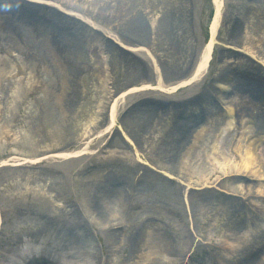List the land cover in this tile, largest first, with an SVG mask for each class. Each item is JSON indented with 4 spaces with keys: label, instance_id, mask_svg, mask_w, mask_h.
<instances>
[{
    "label": "rangeland",
    "instance_id": "rangeland-1",
    "mask_svg": "<svg viewBox=\"0 0 264 264\" xmlns=\"http://www.w3.org/2000/svg\"><path fill=\"white\" fill-rule=\"evenodd\" d=\"M39 1L50 7L32 0H0V23L32 18L71 26L82 35L91 33L81 64L86 69L81 78L87 83L80 81L82 94L79 90L75 110L66 112L61 125L32 131V124L37 123L31 122L37 118L35 109L44 103L62 106L66 97L56 99L53 91H47L50 74L46 65L25 59V49H0V263L30 224L42 221L28 218L35 213L32 208L57 206L69 211L83 205L85 197L94 192L108 200L107 208L122 212L120 223H116L121 236L117 246L112 244L109 264H127L124 258L142 237L158 243L160 228L168 239L179 241L181 222L168 211L151 209L149 195L141 194L142 187L150 193L154 178L161 174L178 183L179 193L184 191L189 206L194 207L193 217L188 212L189 220L186 218L187 245L190 251L199 245L182 263L181 256L172 263L173 256L164 255L169 262L163 264H196L200 258H212L214 264H264V139L256 143L252 158L243 153L256 139L251 133L259 131L257 116H264V104L244 98L239 90L218 89L237 76L242 82L257 80L264 85V0H220L217 44L205 74L170 92L163 88L191 75L207 41L211 0ZM2 29L0 25V44L6 41ZM143 84H160L162 88L119 97ZM189 101L197 104L190 106ZM113 103L114 121L110 124L109 106ZM212 118L231 120L227 138L224 134L219 144H225V150L233 142L228 163L244 179L234 185L236 194L228 197L232 203L229 212L216 210L218 198L227 192L220 180L226 173L206 176L196 170L188 172V177L159 168L155 162L157 148L176 123L185 128L182 125L192 120L202 128L211 125ZM138 126L142 131L139 137ZM235 144H240V151ZM31 151L42 159L15 166L22 158H35ZM74 152L78 155L57 156ZM244 158L252 163L241 168ZM218 163L220 170L224 163ZM53 185L62 188L57 192ZM49 195L57 202L55 206L46 203ZM167 203L173 205L169 198ZM230 222L246 230V236L237 238ZM92 226L87 244L95 251L96 260L102 261L108 231ZM178 244L186 247L183 241ZM139 251L140 257L132 258L134 264H149L147 249L142 246ZM13 260L11 257L9 264H15Z\"/></svg>",
    "mask_w": 264,
    "mask_h": 264
},
{
    "label": "bare ground",
    "instance_id": "bare-ground-1",
    "mask_svg": "<svg viewBox=\"0 0 264 264\" xmlns=\"http://www.w3.org/2000/svg\"><path fill=\"white\" fill-rule=\"evenodd\" d=\"M32 1L41 4L46 3L39 0ZM212 3L214 7V15L208 24L209 40L202 48L190 77L179 81L178 84H173L167 88L164 87L163 89H167L168 92L174 91L180 85L183 86L190 83L191 79L200 72L202 68H205L207 62L209 63L211 60V49L214 43L213 37L215 38V31L217 30L219 19H221L220 13L222 7L220 0H213ZM45 5L50 7V4ZM47 10L49 11V9ZM73 16L77 17L75 15ZM0 25L5 31L4 35L6 37V41L0 44V49H5L8 46L13 49H25V59L28 58L31 61V59L34 58L37 62L41 61V63L46 65L49 71L48 73L50 74V78L47 79V86L49 87L47 91H53L56 99L66 97L62 106L59 104L54 107L49 103H44L38 109H35L37 118L31 122L37 123H33L30 130L37 131L39 128L41 129L42 126L51 127L49 124L54 126V128L58 127L64 121V117L67 116L66 112L71 113L75 110L78 96H80L79 90L82 94V88L79 86L80 81L81 84L87 83L86 79L81 78V74L86 72V69L82 67L85 65L81 64L83 63L84 58H86L89 48L87 40L92 34L84 33L82 35V31L78 29L75 30L71 28V26L66 28L57 26L56 22L49 23L45 20L38 21L37 19L32 18L19 19L16 22L6 20L4 24L0 23ZM113 39L117 38L113 37ZM86 62L87 61H85V64ZM58 74L60 75L59 77H57ZM87 75L88 74L84 76L87 77ZM228 87L231 92L238 90L242 91V96L244 98H250V101L261 102L264 104V85L257 80L253 81V83H248V81L242 82L240 76H237L236 80H233V82L230 83L228 82V86L226 85L225 87V85H220L218 86V89L228 91ZM151 88H157V90H160L162 86L160 84H157L156 87L143 84L140 87H132L127 91L120 93L119 97H122L128 92ZM206 93L208 92H205V94ZM189 102L188 105L190 106L197 104L193 101ZM83 107L84 106H78L80 109H83ZM109 108V122L112 124L114 121L115 104L113 103ZM156 117H158V115H156ZM212 120L213 122L211 125L202 128L197 121L191 120L182 125L186 128L185 131V128L181 127V123H176L173 126V129L169 130L167 132L168 134L162 139V146L157 148V151L155 152V162L159 168L164 170L170 169L174 172L185 174V176L188 177H190L188 172H194L196 170L202 172V174L206 176H211L216 172L226 173L220 178V180L222 181V186L226 188L225 190L227 192L218 198L219 200H217L216 210L229 212L232 209V203L228 197L236 194V191L233 189L234 185L236 183H243L244 179L242 176H237L236 174L238 170L234 169V166L232 167L228 163L230 147L233 142L229 144L225 150H223L225 144H219V139L224 134V137L228 134L227 129H230L231 127V120L220 121L221 119L219 120L217 118H212ZM258 124L259 131H256L254 134L251 133L252 136L256 137L255 141L251 143L250 146L247 145L243 150L244 155L249 154L251 158L256 143L261 142L264 139V116H257V125ZM141 132L142 131L138 126L137 137L140 136ZM262 133L263 135H261ZM244 134L245 132L242 133V136L246 138ZM235 145L236 150L240 151V144ZM23 148L28 149L29 145H24ZM29 149L34 148L30 147ZM30 154H35V152L31 151ZM75 155H78V153H64L57 156L67 158ZM34 156L35 158L31 160H25V158L20 159L21 161L16 162L15 166H22L25 163L33 164L41 158L38 157L37 154ZM185 159L187 160L188 165H186V161H184ZM219 160L224 163L220 170H218L219 167L217 166L219 165ZM224 160H226V162ZM251 163L252 160L244 158L243 163H240V166L241 168H246ZM238 164L239 163L236 165L234 164L235 167H237ZM165 176L167 177V175ZM168 178L169 177L165 179L161 174H158L153 180L150 193L142 187L141 194L146 196L149 195L151 209L168 211L176 218V221L179 220L181 222L182 226L179 227V233L177 236H179V241L184 242L182 245H186V247L182 248L179 246V241H177V239H168V234L165 229L160 228L161 234L159 233L158 243L155 244L150 238H140L137 244L134 245V248L130 249L129 255L124 258L123 261H128L127 264L131 262L132 258L140 257L139 250L142 246L148 251L147 262L149 264H163L169 262L166 257H163L164 255L173 256V259L171 260L172 263H176L179 260L178 257L181 256L180 263H182L187 256L188 258L193 256L196 247H199V245H196L192 251H190V245H187L189 243V233L186 227V218L189 220L187 216L188 212L191 217H193L194 207L191 208V206H189L184 191L179 193L181 186ZM52 187L57 192L62 188V186L60 187L57 185H53ZM168 198L173 201L172 206L168 205ZM45 201L47 204H52L54 206L57 204V202L55 204L52 195L46 196ZM107 202L108 200L106 198L101 197L97 192H94L89 195V197H85L83 205L76 206L69 211L57 206L49 208L41 205L40 207L32 208L31 211H35V213L28 218L42 219V221H35L30 224L29 229H27L25 233L26 238L24 237V239H21L20 236L18 245L15 248L9 247L10 253L7 254V257H13L15 260H20L23 264H109V261L111 263V256L114 252L112 244L115 242V246H117V239L121 236L118 230L120 227L117 226L116 223H120L119 214L122 212L119 209V213H116L112 208H107ZM94 224L97 227H100L102 231L104 229H107L108 231V234L105 236L108 248L106 249L105 258L102 259V261L101 259L98 261L96 260L97 255L95 254V251L88 245L89 243L87 244V241H90V232L93 227L92 225ZM230 224L232 230L236 231L234 233L237 234V238L242 239L246 236V230H241L239 225H236L235 223L230 222ZM111 229L112 232H110ZM23 245H26V247L23 248ZM154 245L157 246L156 249ZM219 246L220 245H218V248ZM226 248L228 249V247ZM153 252H155V255L152 254ZM132 264H134L133 260ZM196 264H214V261L212 258H209L208 260L200 258L199 260H196Z\"/></svg>",
    "mask_w": 264,
    "mask_h": 264
}]
</instances>
